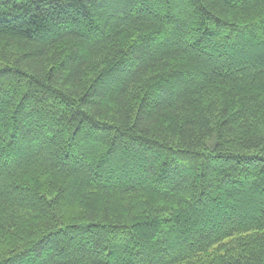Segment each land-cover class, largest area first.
I'll list each match as a JSON object with an SVG mask.
<instances>
[{
	"label": "trees",
	"instance_id": "1",
	"mask_svg": "<svg viewBox=\"0 0 264 264\" xmlns=\"http://www.w3.org/2000/svg\"><path fill=\"white\" fill-rule=\"evenodd\" d=\"M0 264H264V0H0Z\"/></svg>",
	"mask_w": 264,
	"mask_h": 264
}]
</instances>
